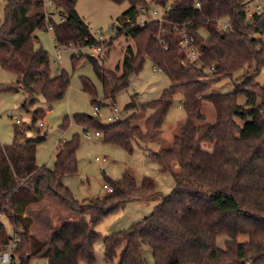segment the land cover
Listing matches in <instances>:
<instances>
[{"label": "trees", "instance_id": "16d2710c", "mask_svg": "<svg viewBox=\"0 0 264 264\" xmlns=\"http://www.w3.org/2000/svg\"><path fill=\"white\" fill-rule=\"evenodd\" d=\"M43 1L5 0L0 25V66L15 76L14 83L0 85V91H23L22 107L27 112L38 97L47 104L63 99L70 86L64 70L51 74L48 53L35 47L37 31L51 25L59 47H109L113 41H100L90 33L75 9L77 0H52L64 14L63 21L48 19ZM111 1L130 4L117 18L120 29L115 27V36L125 35L132 45L113 69L88 56L103 100L115 104L116 95L128 88L146 59L168 77L170 85L156 100L139 106L132 101L129 106L135 111L125 119L105 124L95 116L77 114L74 120L84 132L98 131L103 143L129 153L135 142L156 160L159 171L172 175L174 188L162 196L150 179L138 186L126 172L108 181L112 192L106 197L80 203L63 182L78 170L77 139L57 144L52 169L38 165L37 145L44 137L34 128L40 111H32L27 128L35 129V139L14 126L12 143L0 142V253L13 239L5 219L19 237L10 264H28L34 258H45L48 264H94V246L100 238L96 227L104 217L127 202L155 200L147 217L102 239L106 261L121 250L117 264H148V255L152 264H264V86L255 82L258 70L264 68V13L249 16L250 0ZM152 5L163 10L162 21L141 25L140 9ZM180 30L200 50L199 64L186 59ZM81 58L71 57L74 68ZM241 70L232 93L207 95ZM81 87L91 104L96 103L95 85L82 77ZM176 96L181 97L185 119L172 142L152 152L148 145L161 131ZM238 96L245 97L244 106L238 104ZM205 103L214 113L211 123L206 121ZM142 119L143 128L138 124ZM46 199L57 201L67 212L62 209L48 236L38 238L31 232L33 219L27 213ZM240 235L248 240L238 242Z\"/></svg>", "mask_w": 264, "mask_h": 264}, {"label": "rangeland", "instance_id": "374dc122", "mask_svg": "<svg viewBox=\"0 0 264 264\" xmlns=\"http://www.w3.org/2000/svg\"><path fill=\"white\" fill-rule=\"evenodd\" d=\"M253 1L250 0L247 5L249 10L254 7ZM259 1L263 2L264 0ZM5 6V0H0V25L4 20ZM129 7L128 2L115 3L111 0L76 1L75 9L88 25L90 33L95 38L102 34L107 39L106 41L113 39L111 46L102 47V51L93 57L97 58L99 64L105 69H113L116 65H121L125 48L132 45L131 40L125 35L115 36L117 18ZM150 10L160 12V8L154 5L150 7ZM53 18L55 21H59L57 15ZM147 18L149 17L147 16ZM111 27L114 28L112 31L110 30ZM36 35L38 42L35 47L42 48L48 53L51 74L56 75L64 70L70 76V86L63 99L47 104L38 97L30 108L31 112L40 111L39 119L34 128H38L40 135L44 137V140L37 145V164L52 169L57 144L75 137L79 144L76 153L78 170L74 176L66 177L64 184L80 203L88 204L106 197L108 192L104 186H108L109 180L120 179L126 172L134 178L138 186L141 185L144 178H148L154 184L156 192L162 196L169 195L174 188L172 175L159 171L156 160L146 154L135 142L132 143L133 151L129 153L123 148L103 143L100 137L87 140L84 135L85 132L74 120L77 114L95 116V106H98L102 114L100 118L102 123H109L106 119L108 116L115 121L125 119L135 111L134 107L129 106L132 101L136 106H139L158 99L162 91L170 85L168 77L156 70L152 62L146 59L141 72L130 78L128 88L117 94L115 104H112L110 101L103 100L102 86L96 78L92 63L88 59V49L57 46L53 39V31L49 28L37 31ZM56 50L59 51V58H57ZM76 53L79 55L78 58H82L77 67L74 68L71 57ZM243 73L244 70L238 71L233 74L232 78L220 81L207 92V95L232 93L234 83L239 81ZM82 77L88 78L96 87L97 102L93 105L90 102V97L82 90ZM14 80L15 76L0 66V85L13 84ZM255 82L264 86V68L258 70ZM25 98L26 94L23 91H0V142L3 145L12 143L14 126L26 129L27 138L35 139L37 137L35 129L27 128L30 125L31 112H27L22 107ZM237 102L244 106L246 99L244 96H238ZM112 108H116L117 112L114 113ZM204 112L206 121L211 123L214 119V113L208 103H205ZM184 119L185 113L181 107V97L176 96L161 131L154 136L153 141L148 145V149L156 152L161 147H167L173 140L175 130ZM16 120L19 123H16ZM40 122L43 123V128L38 127ZM138 124L143 128V119ZM94 131L93 129L88 130L91 134ZM155 205V200H134L127 202L121 209L104 217L96 227V232L100 238L94 246L96 258L94 264H117L121 250L114 260L106 261L103 256L102 239L109 234L124 231L132 224L141 221L152 213ZM62 209L66 211L53 199H46L31 206L29 215L33 219L32 234L38 238H46L55 226L56 215ZM3 223L7 234L13 237L14 230L11 224L5 219H3ZM247 240L246 235L238 237L240 243ZM223 243L224 238L222 237L218 240V245L223 247ZM0 264H4L1 261V253ZM28 264H48V262L45 258H34ZM148 264H152L150 255H148Z\"/></svg>", "mask_w": 264, "mask_h": 264}, {"label": "built area", "instance_id": "2783aa9c", "mask_svg": "<svg viewBox=\"0 0 264 264\" xmlns=\"http://www.w3.org/2000/svg\"><path fill=\"white\" fill-rule=\"evenodd\" d=\"M43 5H44V11H45V15L48 19L54 17L57 15L58 19L60 21L64 20V14H60L56 7L54 6L52 0H44L43 1ZM254 7L252 10H247L248 15L250 16L253 13H257V14H262L264 13V1L260 2L259 0H254ZM140 13H141V17H143V19H141L139 22L141 25H143L145 22H149L151 20H158V21H162V15H163V10L160 9V12L155 11V10H145L144 8L140 9ZM147 16L149 18H147ZM220 27L222 28H228V24H221ZM48 28L51 29V25H48ZM114 28L111 27L110 30L112 31ZM177 30V29H176ZM179 36H180V47L182 48L186 59L191 62V63H196L199 64L200 63V58H201V52L200 50L194 45L193 42V38L188 36L187 32L185 30H180L179 31ZM98 40L100 41H105L107 40L104 35L100 34L98 37ZM73 48V47H70ZM75 49V48H73ZM89 50V54L88 56L94 57L96 54H99L102 51V46H97V47H91V48H86ZM56 54H57V58H59V51L56 50ZM76 57H78V53L74 54ZM157 70V69H156ZM112 111L114 113L117 112L116 108H112ZM94 115L97 118H101L102 114L100 113V110L98 108V106L94 107ZM107 121L110 122H114L115 120L113 118H111L110 116H108ZM16 123H19L18 120H16ZM38 127L39 128H43V123L40 122L38 123ZM85 138L87 140H90L92 138H98L100 137V133L98 131H94L93 134L89 133L88 131L85 132ZM104 188L107 190L108 193L112 192L111 187L109 186H104ZM19 242V237L17 235L13 236V239L10 241V243L8 244L7 248L5 251H3L1 253V261L4 264H10V260H11V255L16 247V245Z\"/></svg>", "mask_w": 264, "mask_h": 264}, {"label": "water", "instance_id": "95a60500", "mask_svg": "<svg viewBox=\"0 0 264 264\" xmlns=\"http://www.w3.org/2000/svg\"><path fill=\"white\" fill-rule=\"evenodd\" d=\"M120 28L118 26H116V30H119Z\"/></svg>", "mask_w": 264, "mask_h": 264}, {"label": "crops", "instance_id": "0c3cea01", "mask_svg": "<svg viewBox=\"0 0 264 264\" xmlns=\"http://www.w3.org/2000/svg\"><path fill=\"white\" fill-rule=\"evenodd\" d=\"M60 143V142H59ZM65 180V179H64ZM64 180H63V182H64ZM107 195H108V193H107ZM27 214H30V212H28Z\"/></svg>", "mask_w": 264, "mask_h": 264}]
</instances>
